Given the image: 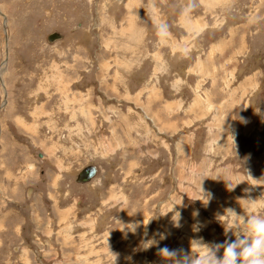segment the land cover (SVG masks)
<instances>
[{
  "label": "rangeland",
  "instance_id": "1",
  "mask_svg": "<svg viewBox=\"0 0 264 264\" xmlns=\"http://www.w3.org/2000/svg\"><path fill=\"white\" fill-rule=\"evenodd\" d=\"M193 3L0 0V264L235 239L218 214L264 194V0Z\"/></svg>",
  "mask_w": 264,
  "mask_h": 264
},
{
  "label": "clouds",
  "instance_id": "2",
  "mask_svg": "<svg viewBox=\"0 0 264 264\" xmlns=\"http://www.w3.org/2000/svg\"><path fill=\"white\" fill-rule=\"evenodd\" d=\"M194 7L193 0L184 10V15ZM167 26H163L158 34H166ZM229 191L234 190L230 183ZM201 191L203 192L202 188ZM246 192L249 190L246 189ZM209 198L211 194H208ZM248 207L243 213L235 208L227 207L223 214H218L219 220L225 227V233H231L235 239L228 237L222 243L205 242L203 238L190 241V251L170 249L167 246L159 248L158 254L168 258L171 264H264V194L259 198L248 196L245 199ZM198 214V213H197ZM180 213L176 212L178 222ZM230 225V226H228ZM179 227V224L177 223ZM222 250V255H220Z\"/></svg>",
  "mask_w": 264,
  "mask_h": 264
},
{
  "label": "water",
  "instance_id": "3",
  "mask_svg": "<svg viewBox=\"0 0 264 264\" xmlns=\"http://www.w3.org/2000/svg\"><path fill=\"white\" fill-rule=\"evenodd\" d=\"M61 38H62L61 34H59L58 32H53L47 36V41L48 43H52L56 39H61ZM5 104H6V99H4L2 106L0 108H2ZM97 174H98L97 167L94 165H90L81 171V173L77 177V182L83 184L89 183L92 179H94L97 176ZM31 192H32V188H29L26 193L27 197H30Z\"/></svg>",
  "mask_w": 264,
  "mask_h": 264
},
{
  "label": "bare ground",
  "instance_id": "4",
  "mask_svg": "<svg viewBox=\"0 0 264 264\" xmlns=\"http://www.w3.org/2000/svg\"><path fill=\"white\" fill-rule=\"evenodd\" d=\"M4 26H5V29H6V25H4ZM52 33H53V32H52ZM61 35H62V38H61V39H56L55 41L52 42V44H54L56 41H60V40H63V39L65 38V36H64L63 34H61ZM7 40H8V38H7ZM49 44H51V43H49ZM52 44H51V45H52ZM3 71H4V69L1 70V74H3V73H2ZM1 74H0V75H1ZM89 166H90V165H89ZM87 167H88V166H87ZM96 167H97V166H96ZM84 169H85V168H84ZM97 171H98V173H99L98 168H97ZM80 173H81V172H80ZM97 175H98V174H97ZM96 177H97V176H96ZM96 177H95V178H96ZM95 178H94V179H95ZM92 180H93V179H92ZM92 180H91V181H92ZM91 181H90V182H91ZM90 182H89V183H90ZM81 184H83V183H81ZM85 184H88V183H85Z\"/></svg>",
  "mask_w": 264,
  "mask_h": 264
},
{
  "label": "flooded vegetation",
  "instance_id": "5",
  "mask_svg": "<svg viewBox=\"0 0 264 264\" xmlns=\"http://www.w3.org/2000/svg\"><path fill=\"white\" fill-rule=\"evenodd\" d=\"M57 42V41H56ZM54 45V44H53Z\"/></svg>",
  "mask_w": 264,
  "mask_h": 264
}]
</instances>
